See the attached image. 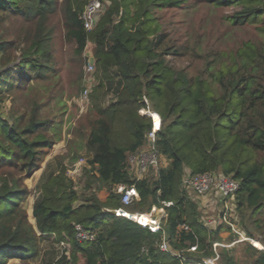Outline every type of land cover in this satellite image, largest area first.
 Wrapping results in <instances>:
<instances>
[{
	"label": "trees",
	"instance_id": "trees-1",
	"mask_svg": "<svg viewBox=\"0 0 264 264\" xmlns=\"http://www.w3.org/2000/svg\"><path fill=\"white\" fill-rule=\"evenodd\" d=\"M89 1L64 0L63 5L75 53L80 55L89 41L94 44L93 82L82 89L90 86L87 104L95 113L84 137V185L79 193L64 166L42 180L32 207L33 225L22 207L27 194L23 177L54 144L44 136L49 122L34 112L17 115L2 108L18 90L59 71L63 60L55 57L47 27L59 4L0 0V264L11 258L24 264L37 258L41 264H185L212 257L223 225L207 227L193 193L183 186L186 175L200 173L223 174L238 182L233 198L241 222L249 237L255 232L264 246V47L245 41L189 75L167 61L174 49L166 46L154 14L177 1L100 0L103 9L87 30L82 12ZM207 2L234 6L226 20L259 25L264 32V0ZM9 20L22 24L5 27ZM146 109L160 117L153 144L166 164L150 166L137 177L129 170L128 156L148 142L151 119L139 113ZM117 185L137 192L138 198L124 207L129 213L163 209L162 229L151 231L115 215L113 210L123 206ZM103 188L104 200L96 194ZM75 224L94 238L78 240ZM50 236L61 245L43 252L41 243ZM163 239L180 257L159 249ZM247 250L256 256L253 264H264V247L249 244ZM220 259L236 264L223 248L217 263Z\"/></svg>",
	"mask_w": 264,
	"mask_h": 264
},
{
	"label": "rangeland",
	"instance_id": "rangeland-1",
	"mask_svg": "<svg viewBox=\"0 0 264 264\" xmlns=\"http://www.w3.org/2000/svg\"><path fill=\"white\" fill-rule=\"evenodd\" d=\"M171 1L177 3L158 8L154 14L162 24V31L166 35V46H172L174 49L172 54L167 56V61L175 69L184 70L189 75L198 74L204 68L206 61H211L214 57L219 60L223 52H234L245 41L264 47V32L258 29L259 25L238 26L226 20L225 17L235 10L234 6L215 7L207 0ZM58 4V11L49 18L47 27L53 33L55 57L63 60L59 71L46 80L31 82L18 90L13 96L5 99L2 108L3 112L9 114L30 116L34 112L38 118L49 122L44 136L52 139L54 144L43 150L45 152L41 155L38 166L29 175L23 177L27 194L22 207L33 225L35 221L32 207L39 195L40 183L50 174L57 173L60 166L66 168V174L73 180L76 190L79 193L82 191L85 180L83 168L87 163L88 155L84 148V137L90 122L95 118L90 105L81 99L83 86L89 85L88 80L93 76V73L87 72V65L94 63V44L89 41L80 55L75 53L76 45L67 36L64 0H58ZM4 24L5 27L14 29L17 25H21L22 21L9 20ZM139 113L142 115L144 112L139 111ZM148 146L147 142L142 151L147 150ZM129 159V170L132 174L137 177L144 175L135 171L136 165ZM165 162V159L161 158L158 166H164ZM105 193L106 189L103 188L97 190L96 194L99 198H104ZM190 196L197 202L200 219L207 227L215 228L220 224L223 225L220 231L222 237L220 243L224 246H219L217 253L219 254L220 249L223 248L229 252L236 264H253L256 256L248 252V245L254 246L255 242L256 245L264 246L256 239L255 232H253L255 239L249 237L248 230L241 222L234 198L230 203L236 210L237 218L231 219L234 225V230H231L224 221L218 219L222 207L218 195L212 193L205 196L193 194ZM155 215L163 218L164 210L159 209ZM52 239L53 237L50 236L48 240L42 241L43 252L51 251L52 246L59 248L61 244L54 243ZM254 247L259 250L257 246ZM5 264L24 263L11 258ZM26 264H41V258ZM213 264H223V261L220 259L219 263L216 261Z\"/></svg>",
	"mask_w": 264,
	"mask_h": 264
},
{
	"label": "built area",
	"instance_id": "built-area-1",
	"mask_svg": "<svg viewBox=\"0 0 264 264\" xmlns=\"http://www.w3.org/2000/svg\"><path fill=\"white\" fill-rule=\"evenodd\" d=\"M103 9L102 2L100 0H90L84 7V10L82 12V19L84 20V26L87 30H90L93 27V24L95 22V19L97 16L100 15L101 11ZM94 70V63H88L87 65V72L90 74L93 73ZM91 85L92 77L88 80ZM89 87H86L82 93H81V99L85 103L88 102V90ZM140 112H144V115H147L151 119V130L147 134L148 138V149L145 151H142L143 149L139 150L137 153L130 154L128 156V159L130 157V162L134 163L136 165L135 171L139 172L140 174H143L146 169L150 166H157L159 162V154L157 153L156 149L154 148V139H155V133L159 129L154 128V114L158 115L157 113L153 112L150 109L146 110H140ZM159 117V116H158ZM160 121V117H159ZM135 155V156H133ZM183 186L188 189L190 192H192L195 195L198 196H205L208 194L215 193L218 195L221 199V214L219 215L218 219L220 221H224L225 224L229 226L231 230H234V225L232 224L231 219L237 218L236 216V210L233 207L232 203H230L231 200H233V196L235 192L238 189V182L226 175L223 174H211V173H200V174H194V175H186L183 178ZM117 192L122 193L121 197V203L123 206L114 209L113 212L115 215L118 216H125L127 218L133 219L137 223H139L142 226L148 227L151 231H158L161 228V219L162 217L156 216L155 212H157L159 209L156 207H152L151 211L149 213H146L149 215V222L148 223H142L140 220L135 218V215L138 214H132L129 213L124 207L129 205L133 199L138 198L137 192L133 187H125L123 185H117L116 188ZM170 203H167L169 205ZM163 210V209H160ZM142 215V214H140ZM181 228L187 230V226L182 225ZM75 235L78 240H92L94 238V233L87 231L82 228L80 224H75ZM251 243V242H250ZM254 246H257L254 242ZM217 246H224L221 243H213V248L216 249ZM258 249H263L259 246H257ZM159 249L163 252H168L172 254H176L180 257L179 253H173L171 250V247L169 246L168 242L163 239L159 243ZM196 249V246L190 247L191 251H194ZM218 258V253L216 252L214 256L203 258L201 262H189L185 264H213L216 262Z\"/></svg>",
	"mask_w": 264,
	"mask_h": 264
},
{
	"label": "bare ground",
	"instance_id": "bare-ground-1",
	"mask_svg": "<svg viewBox=\"0 0 264 264\" xmlns=\"http://www.w3.org/2000/svg\"><path fill=\"white\" fill-rule=\"evenodd\" d=\"M154 124H155V126H154L155 129H157L159 127V124H160L159 117L156 114H154ZM138 215L139 216L135 215V218L140 220V222H142V223L146 222V220L148 221V219H149L148 216H140V214H138Z\"/></svg>",
	"mask_w": 264,
	"mask_h": 264
},
{
	"label": "crops",
	"instance_id": "crops-1",
	"mask_svg": "<svg viewBox=\"0 0 264 264\" xmlns=\"http://www.w3.org/2000/svg\"><path fill=\"white\" fill-rule=\"evenodd\" d=\"M166 163V162H165ZM106 195H107V191H106V193L104 194V198H101L100 197V199H102V200H104L105 199V197H106ZM138 214V213H137ZM136 216H139V215H136ZM140 216H148V218H149V215L148 214H146V213H144V214H142V215H140ZM146 220V219H145ZM149 222V219H148V221L146 220V222H144V223H148Z\"/></svg>",
	"mask_w": 264,
	"mask_h": 264
},
{
	"label": "clouds",
	"instance_id": "clouds-1",
	"mask_svg": "<svg viewBox=\"0 0 264 264\" xmlns=\"http://www.w3.org/2000/svg\"><path fill=\"white\" fill-rule=\"evenodd\" d=\"M143 115V114H142ZM159 116V115H158Z\"/></svg>",
	"mask_w": 264,
	"mask_h": 264
}]
</instances>
